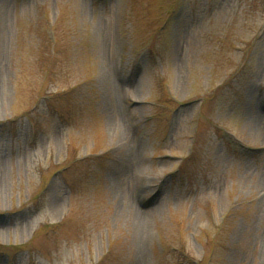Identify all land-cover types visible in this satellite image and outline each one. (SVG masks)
Masks as SVG:
<instances>
[{"label": "rangeland", "instance_id": "obj_1", "mask_svg": "<svg viewBox=\"0 0 264 264\" xmlns=\"http://www.w3.org/2000/svg\"><path fill=\"white\" fill-rule=\"evenodd\" d=\"M0 264H264V0H0Z\"/></svg>", "mask_w": 264, "mask_h": 264}, {"label": "bare ground", "instance_id": "obj_2", "mask_svg": "<svg viewBox=\"0 0 264 264\" xmlns=\"http://www.w3.org/2000/svg\"><path fill=\"white\" fill-rule=\"evenodd\" d=\"M2 234H1V230H0V240H1Z\"/></svg>", "mask_w": 264, "mask_h": 264}]
</instances>
